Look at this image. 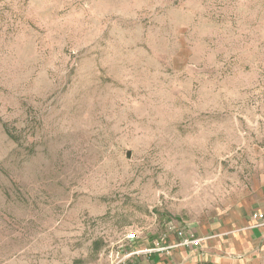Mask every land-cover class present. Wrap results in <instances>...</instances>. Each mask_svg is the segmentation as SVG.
<instances>
[{"label": "rangeland", "instance_id": "rangeland-1", "mask_svg": "<svg viewBox=\"0 0 264 264\" xmlns=\"http://www.w3.org/2000/svg\"><path fill=\"white\" fill-rule=\"evenodd\" d=\"M260 173L264 0H0V264H122Z\"/></svg>", "mask_w": 264, "mask_h": 264}, {"label": "crops", "instance_id": "crops-1", "mask_svg": "<svg viewBox=\"0 0 264 264\" xmlns=\"http://www.w3.org/2000/svg\"><path fill=\"white\" fill-rule=\"evenodd\" d=\"M258 214H263V218L256 216ZM210 227L212 232H217L208 235ZM198 236L209 237L203 251L205 254L209 252L207 258L212 257L215 264L232 261L231 257L226 256L228 254L241 259L244 258L246 261L250 256L263 251L264 173H260L255 178L253 193L235 209L232 215L223 218L221 222L213 223L204 228ZM173 239L174 237L171 242L176 240ZM130 242L132 244L127 248L128 253L122 259V264H187L198 259L195 256V250L183 246L163 252H142L143 249L150 248L155 243L146 239L145 234L140 239ZM239 263L242 264L243 262L239 261Z\"/></svg>", "mask_w": 264, "mask_h": 264}, {"label": "built area", "instance_id": "built-area-1", "mask_svg": "<svg viewBox=\"0 0 264 264\" xmlns=\"http://www.w3.org/2000/svg\"><path fill=\"white\" fill-rule=\"evenodd\" d=\"M259 218H263V214L256 215ZM171 230H174L178 239L175 241L168 242H160L155 241L154 245L150 248H145L142 252L146 253H154V252H163L168 251L177 247H188L192 250L202 252L204 250V246L206 241L209 239L207 236H198L192 230H187L185 228H181L178 225L171 226ZM145 232L143 230L134 231L127 235V239L129 241H136L140 239Z\"/></svg>", "mask_w": 264, "mask_h": 264}]
</instances>
